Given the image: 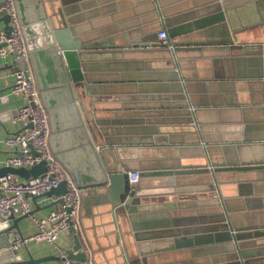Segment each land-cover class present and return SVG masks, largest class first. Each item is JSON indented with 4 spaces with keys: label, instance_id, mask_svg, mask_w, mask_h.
<instances>
[{
    "label": "crops",
    "instance_id": "crops-1",
    "mask_svg": "<svg viewBox=\"0 0 264 264\" xmlns=\"http://www.w3.org/2000/svg\"><path fill=\"white\" fill-rule=\"evenodd\" d=\"M45 3L41 0L40 11L46 14ZM67 6L76 32L91 35L99 29L102 45L86 63L84 88L73 82L63 86V69L45 57L52 65L46 66L47 81L60 106L57 119L63 120L58 143L52 136L51 142L76 164L75 147L86 136L98 159L80 165L78 179L70 171L81 187V204L56 243L29 240L17 248L26 256L27 251L59 254L77 233L98 264H144L140 257H127L125 233L137 251L133 227L161 235L148 241L158 250L148 254L147 264H228L236 251L232 242L222 241L228 231L220 227L221 212L235 229L264 226V168L220 170L218 181L211 171L141 172L160 164L213 162L223 155L234 159L236 151L250 160L264 150V0H69ZM161 28L179 46L176 65L163 56ZM140 36L148 39L147 46L126 45ZM26 38L30 48L27 33ZM14 59L0 58V96L19 68ZM183 93L195 113L177 105L186 102ZM22 102L15 95L5 101L0 97V166L10 152L5 137L19 129L12 116ZM124 163L130 167L129 185L139 192L132 222L128 212L114 210L105 179L108 168L124 170ZM131 170L140 172L134 184ZM56 197H33L34 213L45 215L57 207ZM18 225L10 229L13 241L16 231L27 236L36 229L28 215ZM240 247L245 264H264V236L242 239Z\"/></svg>",
    "mask_w": 264,
    "mask_h": 264
},
{
    "label": "water",
    "instance_id": "water-1",
    "mask_svg": "<svg viewBox=\"0 0 264 264\" xmlns=\"http://www.w3.org/2000/svg\"><path fill=\"white\" fill-rule=\"evenodd\" d=\"M3 1L4 0H0V3H3ZM15 2L21 22L24 26L25 33L30 36L32 42L30 46V56L33 59V64L35 65V70L38 76V85L40 87L43 100L47 105L51 120L52 132H50L49 136L50 144L55 154L61 160L62 158L63 160H66V157L63 156L64 153L60 151L58 144L56 145L55 150L51 142L52 136L54 141L58 143L56 135L58 130L61 128L63 120L61 121L60 119H57L60 106H56L58 100L52 95V89H54V86L51 83L49 84L47 81L48 76L46 75V69L47 67L50 69L52 65H49L48 63L47 65L44 60L46 59L45 57L51 58L55 63V66L61 67L63 69L64 72L61 74L63 86H70L71 82H73L77 88H84L86 82L89 81L86 63L91 58V54L93 53L92 51H94L93 49L99 48L102 45L100 30H95L91 35H87L84 32H81L82 34H78L76 32V27L70 18L71 10L69 6H67L69 0H45V7L48 9L46 14L40 11L41 0H15ZM8 20L9 15L7 13L1 12L0 21L3 22V27L9 33L11 26L8 23ZM229 37H232V35H229ZM133 39L134 40L131 42H127L126 45H132L135 47H144L148 45V39H146L144 36H140L138 39ZM42 40L44 43H39ZM51 49H55L54 54L51 52ZM178 49L179 46L177 44H173L172 47L162 44L161 47L163 56L169 57L172 61H174L175 65L177 62ZM14 61L18 64L19 68H23L25 65L24 59L22 57H16ZM183 90H186L185 86L183 87ZM65 94L68 96L70 95L69 92H65ZM183 95L185 96L186 102L179 103L177 105L181 106L182 108L189 107L190 112L192 114L195 113L196 109L193 102L187 98L185 93H183ZM66 103L70 104L69 106L72 107V99H69L66 101ZM29 124L31 125V122ZM193 125L196 127V120L193 122ZM80 141L81 143L75 147V150L78 151L75 155V159L79 164H72L66 160L69 164L68 167H70V171L73 173L75 179H78L79 177L78 169L80 165L89 161L96 162L98 159L97 156H95V151L93 149L94 146L91 144L90 139L84 136ZM96 142L98 148H102L103 144L101 142L99 143V140ZM207 160L210 161L209 158ZM209 164L212 166L210 167ZM123 167H125L124 170L121 168H108L105 179L110 181L109 196L114 210L117 213L125 211L128 212L130 221L132 222L133 211L137 209L135 203L139 202V198L137 196L139 195V192L137 188L130 186L128 183V169L130 167L125 163L123 164ZM45 168V161L36 163L31 167L1 165L0 176L8 172H13L26 178L31 175L41 174ZM250 168H264V150L257 153V156H253V158L250 160H244L240 156V151H236V157L234 159L225 158L223 155L221 160L203 164H184L181 162L174 163L169 166L160 164L159 167L144 168V170L141 172V175H175L181 172L211 171L214 180L218 181L216 173L220 170H243ZM66 189V182L61 181L58 185L52 187L45 194H56L57 197L55 201L59 202L62 201V196L60 195L64 193ZM24 216H26V214H21L19 216L11 215L8 219L0 221V238L5 237L7 241L3 243L0 242V264H41L42 261L51 258H70L72 260L78 261L84 259L88 255V252L84 246V242L77 233H74L72 241L69 242L67 246L60 247L59 254L34 256L31 251H27L26 256L25 253L19 248L11 247L13 240L10 235V229L13 226H17L19 228L18 220ZM226 216L227 214L225 210L222 211V224L220 227L222 229H227L228 231L222 241L232 242L234 244V250L236 251L233 257L234 260L228 262V264H245L246 261L244 260V254L241 251L240 241L245 238L264 236V226L235 229L233 224ZM224 218L227 219L226 222L224 221ZM132 230L134 238L137 241V251L130 247L131 240L129 239V233H125V236L128 238L125 244L127 257L131 261H134L137 257H140L144 264H147L148 254L158 250V248H151L148 241L161 235L142 232L140 230H136L133 227ZM171 246L173 247L175 245L172 244Z\"/></svg>",
    "mask_w": 264,
    "mask_h": 264
},
{
    "label": "built area",
    "instance_id": "built-area-1",
    "mask_svg": "<svg viewBox=\"0 0 264 264\" xmlns=\"http://www.w3.org/2000/svg\"><path fill=\"white\" fill-rule=\"evenodd\" d=\"M1 12L9 15L8 23L11 30L8 33L2 25L0 26V58L22 57L25 62L23 68H18L14 72L9 90L0 96L3 101L8 100L10 95L23 99L12 116V121L19 129L4 139L10 152L3 159V165L31 167L45 161L46 168L41 174L26 178H20L13 172L0 176V218L6 220L11 215L26 214L36 226L35 231L27 236L16 231V238L12 243L14 247L29 240L44 239L56 243L60 231L79 213L81 187L51 147L49 113L38 85L26 33L15 0H4L0 3ZM158 37L161 44L173 46L165 28L158 31ZM139 177V170L130 171L131 184L137 182ZM61 181H65L67 185L66 191L60 195L62 201L47 214L36 215L33 211L32 198L42 196ZM58 264L98 263L92 256L87 255L78 261L64 258Z\"/></svg>",
    "mask_w": 264,
    "mask_h": 264
}]
</instances>
